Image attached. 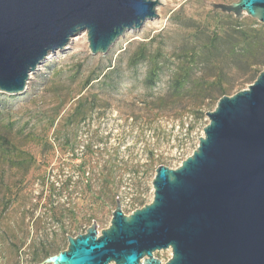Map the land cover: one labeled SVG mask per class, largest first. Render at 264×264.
<instances>
[{"label":"rangeland","instance_id":"rangeland-1","mask_svg":"<svg viewBox=\"0 0 264 264\" xmlns=\"http://www.w3.org/2000/svg\"><path fill=\"white\" fill-rule=\"evenodd\" d=\"M234 1L160 0L156 18L104 54L82 32L22 92L0 91V264H39L93 220L108 227L117 198L125 214L151 201L156 167L190 155L205 113L264 69V46L248 43L264 23L210 6Z\"/></svg>","mask_w":264,"mask_h":264},{"label":"water","instance_id":"water-1","mask_svg":"<svg viewBox=\"0 0 264 264\" xmlns=\"http://www.w3.org/2000/svg\"><path fill=\"white\" fill-rule=\"evenodd\" d=\"M159 1L0 0V91L22 92L46 56L82 32L90 52L104 54L156 18ZM210 6L264 23V0ZM205 114L192 153L156 167L149 203L125 214L117 198L108 227L93 220L39 264H264V69ZM159 250H170L164 263Z\"/></svg>","mask_w":264,"mask_h":264},{"label":"trees","instance_id":"trees-1","mask_svg":"<svg viewBox=\"0 0 264 264\" xmlns=\"http://www.w3.org/2000/svg\"><path fill=\"white\" fill-rule=\"evenodd\" d=\"M226 15H227V17H230L229 14H226ZM221 38H222V36L219 34H216V33L211 34V41H218ZM248 43L250 45V49H253V47L258 46V45L264 46V38H262L261 36L260 37H252ZM259 72L260 71H258L257 73L255 72V75H253V78H252V82L256 78V76L258 75ZM87 81H89V79H87ZM152 82H153L152 77L148 78V83H152ZM179 86H180V81L175 80L174 85L168 90L167 93H172L173 90L177 91L179 89ZM166 97H169V95H166ZM28 162H29V160L27 158H24V162L22 165L25 167ZM47 256H49V255H47Z\"/></svg>","mask_w":264,"mask_h":264},{"label":"built area","instance_id":"built-area-1","mask_svg":"<svg viewBox=\"0 0 264 264\" xmlns=\"http://www.w3.org/2000/svg\"><path fill=\"white\" fill-rule=\"evenodd\" d=\"M186 157V156H185ZM185 157H180L179 158V161H178V163H177V166L180 164V162L185 158ZM175 168V167H174ZM152 195H153V189H152ZM120 203V202H119ZM144 205V204H143ZM143 205H141V206H143ZM140 205H137V204H132V203H130L129 204V206H128V210H129V213L128 214H130L132 211H134L135 209H138V208H140L141 207ZM121 207V206H120Z\"/></svg>","mask_w":264,"mask_h":264},{"label":"bare ground","instance_id":"bare-ground-1","mask_svg":"<svg viewBox=\"0 0 264 264\" xmlns=\"http://www.w3.org/2000/svg\"><path fill=\"white\" fill-rule=\"evenodd\" d=\"M155 22V21H154ZM157 23V22H156Z\"/></svg>","mask_w":264,"mask_h":264}]
</instances>
